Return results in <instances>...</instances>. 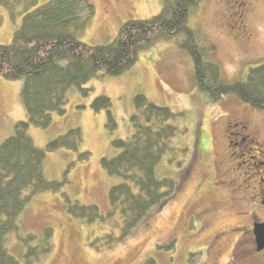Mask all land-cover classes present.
Here are the masks:
<instances>
[{"label":"rangeland","instance_id":"rangeland-1","mask_svg":"<svg viewBox=\"0 0 264 264\" xmlns=\"http://www.w3.org/2000/svg\"><path fill=\"white\" fill-rule=\"evenodd\" d=\"M49 1L37 0V5ZM90 1L95 14L78 39L92 46L112 42L124 23L151 19L163 7V0ZM247 1L246 7L242 0H201L188 17V26L198 32L201 44L215 46L208 60L220 66L222 79L227 82L243 80L251 69L264 65V0ZM241 23L250 36L240 37L231 28L241 27ZM19 25L20 18L12 21L0 6L1 45L12 42ZM181 39L178 36L155 43L140 52L133 67L119 76L99 73L83 85L86 95L76 88L68 90L63 116L53 114L52 124L46 129L29 127L28 135L39 149L70 129L82 131L77 151L59 149L45 154V175L61 182V190L36 194L17 218L19 236H39L45 228L52 229L51 252L41 255L34 264H142L149 258L156 264H188L190 254L199 251L202 257L196 264H264V256H254L249 235H244L250 228L246 199L241 205L237 201L243 191L238 185L248 176L249 164L234 171L233 187H213L206 180L212 177L215 166L219 167L218 161L224 156L223 160L227 159L224 117L258 121L261 128L254 144L250 145L246 133L240 136L245 138L242 149H249L264 144V112L253 110L233 96L211 102L206 91L195 87L193 63L179 46ZM21 87V80L0 78V144L12 136L16 122L26 120ZM137 93L177 114L172 121L178 129L172 140L173 150L163 156L156 169L159 176L174 180L177 192L170 201L151 211L129 236L107 246L104 237L110 233L117 237L120 224L87 223L71 216L64 195L80 205H95L106 214L108 191L122 180L107 175L100 160L119 153L111 145L113 140L131 136L130 117ZM98 96L111 102V115L117 124L112 133L106 128L107 113L91 108ZM84 152L90 154L89 160L79 161L78 155ZM236 152L234 168L236 163L246 162L248 156H255L251 151ZM18 234L8 235L5 247L23 262L27 247ZM37 243L34 240L30 245ZM169 243L171 247L166 248Z\"/></svg>","mask_w":264,"mask_h":264},{"label":"trees","instance_id":"trees-1","mask_svg":"<svg viewBox=\"0 0 264 264\" xmlns=\"http://www.w3.org/2000/svg\"><path fill=\"white\" fill-rule=\"evenodd\" d=\"M200 1L163 0L157 16L128 21L112 42L92 46L78 39L95 14L90 0H50L41 6L37 0H0V6L12 21L20 18L12 42L0 44V78L22 81L20 96L26 113V120L16 122L12 136L0 144V264H34L52 250V229L45 228L39 236H19L17 218L36 194L61 190V182L49 180L45 175L46 152L77 151L81 144L79 128L50 140L43 149L37 148L28 135L31 125L46 129L52 124L53 114L64 115L68 90L76 88L86 95L83 85L99 73L119 76L133 67L140 52L159 41L180 36L178 44L193 63L195 87L206 91L211 102L233 96L253 110L264 112V65L251 69L243 80H223L220 66L208 60L215 46L201 44L198 32L188 26L189 13ZM133 105L131 136L113 140L111 145L119 153L100 160L107 175L122 180L108 191L106 214L95 205H80L64 195L71 216L87 223L120 224L117 237L111 233L104 237L107 246L129 236L151 211L170 201L177 192L174 180L161 177L156 171L163 156L173 150L172 140L178 129L172 121L177 114L141 93L134 96ZM91 108L94 112L105 111L106 128L110 133L116 130L107 97L94 98ZM89 155L79 154L78 160L87 161ZM12 233L18 234L27 247L23 262L5 247L6 238ZM34 240L38 243L31 246ZM169 244L166 248L171 247ZM201 257V251L190 254L188 264H196ZM142 264H156V261L149 258Z\"/></svg>","mask_w":264,"mask_h":264},{"label":"flooded vegetation","instance_id":"flooded-vegetation-1","mask_svg":"<svg viewBox=\"0 0 264 264\" xmlns=\"http://www.w3.org/2000/svg\"><path fill=\"white\" fill-rule=\"evenodd\" d=\"M242 5L247 7L248 1L242 0ZM241 25V27L235 25L231 26V28H234V30L238 33V36L246 37L248 32L245 26H243V23H241ZM224 118L227 120L225 122L226 128L224 129L227 144V154L225 153V155H227V159L223 160V158H225L224 156L222 160L218 161L217 165H219V167L216 168L215 166V169L211 174L212 177L206 179L207 185L211 184L213 187H221L226 184L227 186L233 187V185H235V181L233 180L234 171L249 164L248 176H245V179L243 178V180L240 181L241 185H238V187L243 188V197H238L237 201L238 205H241L244 199H246V206L248 209L245 214L250 220V228L248 231L246 230L247 232L244 231V235H246V233L249 235L251 249L254 251V256L263 257L264 248L262 250L258 249L254 227L256 225H264V144L260 143L258 145L256 143L257 147L250 146L249 149H242V143L245 138L240 137L242 133H246V138H248L250 145H252L255 143V138H257L258 131L261 127L257 123L258 121L250 122V120L247 121L248 119L241 121L235 117L233 118V115H227ZM238 137H240L239 141L233 142V139ZM237 149H240V152L244 151L245 153H249L248 151H251L255 154V156H248V160L246 162L236 163V167L234 168L233 158L237 153Z\"/></svg>","mask_w":264,"mask_h":264},{"label":"water","instance_id":"water-1","mask_svg":"<svg viewBox=\"0 0 264 264\" xmlns=\"http://www.w3.org/2000/svg\"><path fill=\"white\" fill-rule=\"evenodd\" d=\"M257 246L259 250L264 248V225H256L254 227Z\"/></svg>","mask_w":264,"mask_h":264}]
</instances>
